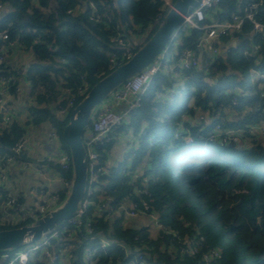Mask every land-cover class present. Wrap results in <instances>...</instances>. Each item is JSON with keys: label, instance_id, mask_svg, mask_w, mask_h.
I'll return each mask as SVG.
<instances>
[{"label": "trees", "instance_id": "trees-1", "mask_svg": "<svg viewBox=\"0 0 264 264\" xmlns=\"http://www.w3.org/2000/svg\"><path fill=\"white\" fill-rule=\"evenodd\" d=\"M257 1L224 0L205 12L204 22H210L212 11L219 20L241 16L246 2ZM0 3V35L6 34L5 44L10 47L0 61V80L14 79L7 88L13 96L10 104L19 94L18 81H28L32 123L51 120L65 148L61 131L72 108L61 118L56 117L54 106L59 112V105H66L71 97L76 104L114 67L109 61L113 53L118 63L125 60L120 46L111 41L120 36L130 40L133 32L128 34L125 26L145 34L143 41L134 45V52L169 9L158 0ZM255 17L264 21V0ZM203 33L190 27L177 49L198 51ZM250 33L251 24L245 21L240 32H232L236 44L226 54L211 61L204 59L196 68H176V79L168 67L152 77L139 94V105L116 128V134L121 130L133 136L122 161L116 165L106 161L116 134L106 143L92 145L101 154L102 169L88 184L92 189L90 204L78 222L64 221L56 229L58 237L51 239L50 251L67 246L66 264H264V140H256L249 131L264 123V36ZM14 46L31 56L22 68L24 75L16 74L18 70L7 60ZM251 69L263 76L247 84ZM79 88L84 89L83 94ZM227 111H233L235 118L222 127L241 133V139L232 145L220 144L219 134L210 135L214 122ZM205 112L212 117V124L197 120ZM23 136H27L26 129L14 115L0 126V167L7 158H24V151L18 156L12 151ZM48 166L69 184L71 170H62L56 162ZM60 191L57 204L66 190ZM6 194L0 189V203ZM100 195L112 208L142 211L159 226L152 230L146 224L123 223L124 213L112 218L98 207ZM17 201L22 203L20 198ZM33 219L28 216L13 225L0 220V229ZM100 238L108 244L101 247ZM86 246L91 255L85 252ZM25 264L50 263L36 253Z\"/></svg>", "mask_w": 264, "mask_h": 264}, {"label": "built area", "instance_id": "built-area-1", "mask_svg": "<svg viewBox=\"0 0 264 264\" xmlns=\"http://www.w3.org/2000/svg\"><path fill=\"white\" fill-rule=\"evenodd\" d=\"M162 7H171L173 0H158ZM224 0H200L195 7L191 9L187 14H185L181 20V22L177 25V27L171 33L168 44L162 50L160 55L149 65H147L143 70L132 76L130 79L125 81L122 85H120L113 93L108 96L103 101V106L100 109H95L92 118H91V126L87 127L84 136L83 142L86 147L87 157H88V184L92 183L95 180L96 172L102 169L100 165V157L101 154L93 148V144L96 143H106L114 138L116 134V128L128 117V115L139 105V94L142 93L147 86L149 85L152 77L162 68L163 60L167 53H170L175 57V60L172 62L169 70H174L176 68L180 70L191 69L198 67L200 63V58L197 57V53L194 49L191 48H181L177 49L178 44L181 42L182 34L187 32V30L192 27L199 30H204L203 35L201 36L200 44L201 47L204 41L211 42L210 51L207 54L206 59L210 61L219 56V47L214 41L218 38L228 35L236 30H241L245 21H248L253 29V32L258 37L264 36V21H261L255 17V14L259 7L262 5V0L257 2H246L242 8V15H232L231 19H215L208 23L204 22L205 12L207 10H211L219 6L221 2ZM1 8V3H0ZM160 15H157L156 19H159ZM6 34L1 33L0 42L2 52L0 55V61H3L7 55L8 47L5 44ZM111 41L115 44H118L121 51V58L130 57L133 53V47L135 42L124 39L122 36L111 38ZM13 48L16 49V46ZM256 49V47H255ZM229 52V48H226L224 53ZM110 63L115 66V63L118 62L117 55L113 53L109 58ZM204 61V60H203ZM176 73V72H175ZM250 76H254L253 81L261 78L263 75L256 69L250 70ZM14 80L11 76L3 77L0 80V126L5 125L10 121L12 116L14 115V110L10 102L13 100V96L9 94L8 82ZM17 90H20L19 86H17ZM79 93L83 94L84 89L79 88ZM234 100V98H233ZM74 98L71 97L67 101V104L59 105V115L61 118L65 117L68 109L74 107ZM117 107V110L113 109V107ZM232 111H227L221 113L219 118L220 121L214 122L213 131L210 133L211 138L214 137L215 134H219L218 141L220 144L223 143H237L241 139V133L235 132L230 128H223L222 125L231 121L232 119ZM197 120L200 121L204 125L212 124V117L208 113L199 114ZM222 122V123H221ZM261 138L264 140V124H259L258 126ZM250 132L254 131V126L249 130ZM48 142L53 146L55 150V156L49 154L46 157V160L49 162L58 163L59 167L62 170H70V155L67 150L63 146L62 140L58 135L56 129L52 127V129L48 133ZM29 143V138L27 136H23L18 139V141L12 147V151L18 156L21 151H24ZM53 153V154H54ZM10 160L9 158L5 159L2 162V165H5L6 162ZM63 182V181H62ZM66 186V182H63ZM87 184L86 195L82 201L80 208L77 212L69 219L68 222L76 223L78 222L80 216L82 215L85 208L90 204L89 196L92 194V189ZM52 201L60 200V193L57 192L52 196ZM54 201L52 204H55ZM43 207H47L46 201H43ZM3 204L8 210H11L15 214V223H19L22 220H25L28 216L32 218H36L39 214L43 212H35L34 214H28L24 208L23 203L18 202L16 196L7 193L6 199ZM100 207H103L102 204ZM99 207V208H100ZM124 214L128 216V218H137L139 215L143 214L142 211L133 210L132 208H127L126 206H120L119 208ZM105 211H108L105 209ZM45 212V211H44ZM144 215V214H143ZM137 216V217H136ZM154 219V218H153ZM154 224L159 226V222L154 219ZM58 237V231L54 230L49 234L45 235L42 239L37 242L27 244L22 246L21 248L13 251L3 250L0 251V264H25L30 256L35 255L36 253L43 254L48 259L50 264H66L68 260V248L67 246H63L58 248L57 250L50 251L48 249L50 245L51 239H55ZM99 244L101 247H104L108 242L103 238H100ZM85 252L91 255L92 251L89 247H85ZM140 264H145L144 261L140 262Z\"/></svg>", "mask_w": 264, "mask_h": 264}, {"label": "water", "instance_id": "water-1", "mask_svg": "<svg viewBox=\"0 0 264 264\" xmlns=\"http://www.w3.org/2000/svg\"><path fill=\"white\" fill-rule=\"evenodd\" d=\"M200 0H174L149 38L126 60L99 78L74 105L61 136L70 155L71 177L63 199L31 222L0 229V251L17 250L34 243L62 226L80 208L88 184V157L83 136L97 106L125 81L153 62L168 44V39L187 14ZM1 119V114H0ZM228 145H232L231 142Z\"/></svg>", "mask_w": 264, "mask_h": 264}, {"label": "crops", "instance_id": "crops-1", "mask_svg": "<svg viewBox=\"0 0 264 264\" xmlns=\"http://www.w3.org/2000/svg\"><path fill=\"white\" fill-rule=\"evenodd\" d=\"M213 16H215V11L209 12L208 17L210 21L218 19V17ZM236 31L240 32L241 30ZM250 35H255L252 26ZM204 42H208L209 46L205 48L203 44L199 47L198 51H196L197 57L201 59L198 64L199 66L202 61L206 59L207 54L210 51L211 42ZM214 42L218 44L220 56L225 54L224 51L226 48H229L230 50V48L236 44V38L233 37L232 33H229L226 36L218 38L217 41L215 40ZM14 50L15 51H13L7 58L10 65L14 67V69L16 67L23 68V66L26 68L29 62L27 52L21 49ZM18 86L20 88L19 94L14 99L12 105L14 118L26 129L29 143L24 150V158H14L8 160L5 165L0 167V189L5 190L6 193L16 196V198H20L27 213L32 215L35 212H44L54 207L56 204H52V196L62 189V186L60 185L64 183L62 182L60 176L49 168V161L46 160V157L49 154L55 156V150L47 139L48 133L53 127V122L51 120H44L38 124L32 123L28 110V106L31 103V98L29 96L30 84L28 81L20 79L18 81ZM54 107L56 117L60 116L56 111L57 107ZM231 113L232 119H234L235 117L233 111ZM258 126L259 125L254 126L253 134L256 140L263 141ZM123 133L125 132L122 131L121 134ZM125 152L126 150L124 149L118 150L117 152H114V154H111L110 152L108 159L106 160L107 165H116L119 161H122ZM23 161H26L27 164H24ZM23 172L27 173V176L31 179L21 181L19 179V174ZM105 199V197L103 198L101 195L99 196L98 207L103 204V211H105V209L108 210V215H111L112 218L119 217L123 212L118 208H112L110 203L105 201ZM43 201H46L48 208L43 207ZM9 212L11 211L6 207H3L0 220L4 222L14 221L15 214L13 212L10 214ZM140 218L141 217H138L133 220V218H128V216L124 214L123 223L127 224L129 222H134L135 224H144L140 222ZM142 219L144 222H146V220H150L147 216H143Z\"/></svg>", "mask_w": 264, "mask_h": 264}, {"label": "rangeland", "instance_id": "rangeland-1", "mask_svg": "<svg viewBox=\"0 0 264 264\" xmlns=\"http://www.w3.org/2000/svg\"><path fill=\"white\" fill-rule=\"evenodd\" d=\"M213 17H215V16H213ZM124 29H125V31H127V33L129 34V33H132V36H131V40L133 41V43L135 42V45H136V43H139V42H141V41H143V39L145 38V34H143V33H140V35L139 34H137L136 32H134L132 29H128L126 26L124 27ZM204 44V47L205 48H207L209 45H208V42H204L203 43ZM15 51V50H14ZM27 52V56H28V61H30V54H29V52L28 51H26ZM25 52V53H26ZM124 56V58H125V60L127 59L126 58V56L125 55H123ZM175 60V57L173 56V55H171L170 53H167L166 55H165V57H164V60H163V66H162V68H161V70H167L166 68L168 67H170L171 66V64H172V62ZM28 65V64H27ZM113 66H114V64H113ZM112 66V67H113ZM16 69L18 70V72H16V74L17 73H19V74H21V73H23V75H24V73H25V71H23L22 70V67H16ZM23 71V72H22ZM171 72H170V75L172 76V78L173 77H175V79L176 78H178V76H176V73H175V69L174 70H170ZM13 75H15V74H13ZM26 77V76H25ZM253 78H254V76H250V75H248L247 76V78H246V80H245V82L247 83V84H253ZM180 81V80H179ZM179 81H177L176 80V83H178ZM12 104V103H11ZM10 104V105H11ZM103 106V102L102 103H100L98 106H97V110L98 109H100L101 107ZM113 109H115V110H117V107L115 106V107H113ZM261 124H264V123H261ZM121 130H119L118 132H117V134H116V136H115V140H114V142H113V144H112V146H111V148H110V152H111V154H114V152H117L118 150H121V149H124V150H127L130 146H131V141H132V135H131V133L129 132V133H123V134H121ZM110 154V153H109ZM23 163L24 164H27L26 163V161H23ZM19 179L21 180V181H24V180H29V179H31L29 176H27V173H25V172H23V173H20L19 174ZM62 188H65V190H66V187H62ZM61 191H59V193H60ZM65 193H66V191H65ZM54 201V200H53ZM57 201H54V203L55 204H57L56 203ZM3 207H5L3 204H0V209H2ZM100 208H102V207H100ZM10 214L12 213V212H9ZM137 217V216H136ZM138 217H141L140 219V222L141 223H144V225H145V223H146V225H148L152 230H156V225L153 223V221H152V219L150 218V220H146V222H144V220L142 219L143 218V214H141V215H139ZM137 217V218H138ZM135 219V218H134ZM133 219V220H134ZM7 224L8 223H10V224H16L15 223V219H14V221H5ZM152 232H154V231H152ZM192 250V249H191ZM190 250V251H191ZM40 255V254H39ZM41 255H43L42 253H41Z\"/></svg>", "mask_w": 264, "mask_h": 264}]
</instances>
